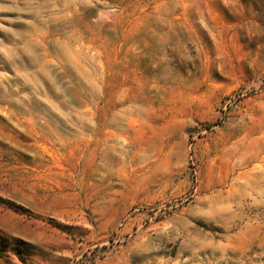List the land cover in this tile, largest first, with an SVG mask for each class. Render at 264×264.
I'll list each match as a JSON object with an SVG mask.
<instances>
[{
    "label": "rangeland",
    "instance_id": "rangeland-1",
    "mask_svg": "<svg viewBox=\"0 0 264 264\" xmlns=\"http://www.w3.org/2000/svg\"><path fill=\"white\" fill-rule=\"evenodd\" d=\"M0 264H264V0H0Z\"/></svg>",
    "mask_w": 264,
    "mask_h": 264
}]
</instances>
